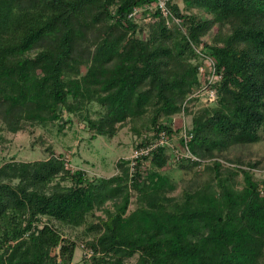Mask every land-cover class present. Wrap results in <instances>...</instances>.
Listing matches in <instances>:
<instances>
[{"label": "trees", "instance_id": "trees-1", "mask_svg": "<svg viewBox=\"0 0 264 264\" xmlns=\"http://www.w3.org/2000/svg\"><path fill=\"white\" fill-rule=\"evenodd\" d=\"M153 1L0 0L1 150L8 134L64 128L63 115L92 138L130 126L133 148L161 132L172 145L132 167L119 160L109 178L71 170L62 155L4 161L0 264H72L79 246L81 264H264V179L256 164L221 161L263 139L264 0H169L179 26L158 12L128 17ZM206 59L220 76L208 85L216 100L195 108ZM177 146L195 160L176 159ZM173 164L210 179L173 196ZM82 226L90 241L64 235Z\"/></svg>", "mask_w": 264, "mask_h": 264}, {"label": "rangeland", "instance_id": "rangeland-1", "mask_svg": "<svg viewBox=\"0 0 264 264\" xmlns=\"http://www.w3.org/2000/svg\"><path fill=\"white\" fill-rule=\"evenodd\" d=\"M174 3L183 9L180 0H175ZM138 18L140 17L138 16ZM138 18L137 21H140L141 19ZM211 35L204 37L203 41L209 43ZM194 105L197 108L204 104L202 101L194 103ZM61 118L63 121H59L60 123H63L67 118L71 120L62 129L57 122H49L37 125L31 130L27 128L26 131L15 135L8 134L7 138L10 142L7 148L0 149V165L10 159L19 162L47 160L53 154L54 156H64L71 170H84L89 177L109 178L118 173L116 166L118 161L129 158L136 142L137 135L130 130V126L123 127L112 138L104 136L92 138L88 127L79 118L67 115H63ZM177 120L175 119V121ZM184 124L187 128L191 127L190 117H185ZM177 147L181 149L180 146ZM223 156L221 161L225 166L227 165L225 161L232 162L233 160H239L243 165L256 164L257 167L252 171L254 176L260 180L264 179V135L259 143L234 147ZM166 172L175 183L176 188L172 193L173 196L179 195L182 190L190 186L210 179V174L203 171L201 166L187 170L179 169L177 165L173 164ZM66 184L69 185V183ZM105 207L110 208V203ZM133 207L131 205L130 209ZM95 215L103 216L100 211H97ZM64 235L78 244L90 241L93 237L92 234L85 233L83 226L74 230L65 229ZM84 253L79 246L75 251L72 264H81Z\"/></svg>", "mask_w": 264, "mask_h": 264}, {"label": "built area", "instance_id": "built-area-1", "mask_svg": "<svg viewBox=\"0 0 264 264\" xmlns=\"http://www.w3.org/2000/svg\"><path fill=\"white\" fill-rule=\"evenodd\" d=\"M168 3L169 0H154L148 5L134 8L132 13L128 17L130 19L137 20L138 16L140 18L144 17L143 13L158 12L160 16L164 19L165 24L167 26L170 27L172 24L179 26L180 20L173 16L170 8L168 7ZM146 17L147 18L144 17V21L149 22L150 16L148 15ZM205 64H206L205 66H201L199 68V74L203 79V82L205 83L207 82V84L204 83L203 88L196 91L193 96L198 100L197 102L201 103L203 101V104L206 106L212 104L216 100L215 90L209 88L208 85L215 84L220 79V76L214 74L213 62L210 59H206ZM206 73L208 74L207 76L205 75ZM182 118L183 120L185 119L183 117V114H182ZM184 128L186 129L185 124H184ZM185 129L182 131L181 136L184 138L185 142H187L189 141L190 137L186 136ZM158 147H168V148L172 147L168 137L164 132H161L158 135V137L150 141L148 145H145L144 147L133 148L128 158L130 160V166L131 167L134 166L135 160H137L142 156L149 155L151 151L157 149ZM173 152H174L173 155L175 156L176 159L186 158V159L195 160V158L192 157V155L188 152L186 147H183L181 149L177 147Z\"/></svg>", "mask_w": 264, "mask_h": 264}, {"label": "water", "instance_id": "water-1", "mask_svg": "<svg viewBox=\"0 0 264 264\" xmlns=\"http://www.w3.org/2000/svg\"><path fill=\"white\" fill-rule=\"evenodd\" d=\"M62 121H63V118L60 119V122H62Z\"/></svg>", "mask_w": 264, "mask_h": 264}]
</instances>
